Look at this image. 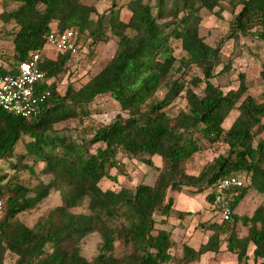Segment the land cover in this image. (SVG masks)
<instances>
[{
  "label": "trees",
  "instance_id": "1",
  "mask_svg": "<svg viewBox=\"0 0 264 264\" xmlns=\"http://www.w3.org/2000/svg\"><path fill=\"white\" fill-rule=\"evenodd\" d=\"M15 1L17 7L0 12V21L15 26L11 62L15 67L39 51V67L46 81H54L36 88L37 93L50 91L37 116L25 118L0 109V161L14 170L0 174V264L8 252L16 256L13 264H166L174 259L171 249L176 242L169 230L157 225L173 213L175 200L170 193L184 188L195 193L208 190L207 200L213 202L218 182L239 173L246 174L247 185L232 191L230 219L203 222L202 227L211 231L208 239L198 248L184 244L177 260L189 264L206 253L227 251L238 264H264V204L251 216L234 213L249 189L264 194V92L261 101L250 94L243 73L238 87L226 92L213 82L227 40L252 34L264 42V0H228L233 17L216 46L200 35L199 24L203 11L220 15L224 0H155L153 5L145 0L119 5L112 0L102 13L82 0ZM124 7L131 13L127 21L121 18ZM53 24L76 31L78 54L82 36L93 44L117 38L115 54L104 67L79 88L69 83L64 93L58 82L63 77L68 80L74 56L46 52ZM176 40L185 52L180 58L175 55ZM193 65L202 76L188 75ZM8 72L0 64V75ZM197 87H203L202 95ZM102 95L116 100L127 117L117 115L81 143L55 129L56 124L89 116L88 107ZM180 96L186 108L172 116L167 109ZM233 110L238 115L226 130L223 124ZM220 141L227 146L225 154L198 175L187 173L185 163L202 151L204 142ZM19 142L24 152L17 153ZM94 144L98 146L91 152ZM120 153L158 169L154 183L102 189L104 178L117 181L111 170L120 163ZM154 156L161 158L163 168L156 166ZM39 162L41 173L50 180L25 186L17 173L26 168L34 173ZM52 189L61 192V203L28 226L19 215L37 208ZM188 214L179 212V217ZM239 222L247 227L243 236ZM93 233L100 236L101 244L99 253L88 260L81 253V242ZM116 245L123 248L122 254H117Z\"/></svg>",
  "mask_w": 264,
  "mask_h": 264
},
{
  "label": "rangeland",
  "instance_id": "2",
  "mask_svg": "<svg viewBox=\"0 0 264 264\" xmlns=\"http://www.w3.org/2000/svg\"><path fill=\"white\" fill-rule=\"evenodd\" d=\"M86 4H95L99 13L106 11L112 3V0H82ZM119 5L127 3L129 0H115ZM153 5L155 0H145ZM18 3L15 0H0V12L10 11L17 7ZM222 5L225 7L223 12L218 15L215 11H203L201 22L199 24V33L204 37L205 41L211 46H216L218 42L226 35L229 29V22L233 17L232 7L228 0H224ZM240 6L236 9L239 11ZM215 10H218L216 8ZM131 13L125 7L121 10V18L127 21ZM55 27L56 25L53 24ZM15 30L13 23H3L0 21V53L3 56L0 59V64L7 70L14 67L13 56V36L12 32ZM81 51L75 55L73 61L70 63V75L68 80L63 77L59 80V90L64 93L66 87L71 83L74 87L79 88L91 76L99 72L104 65L113 57L117 49V38L110 36L105 42H97L93 44L91 39H86L82 36ZM175 47V55L180 58L185 55L181 48L180 41H173ZM46 52L54 56L56 48L48 44ZM221 63L215 69V76L213 82L218 85L224 92L229 89L236 88L239 85V74L243 73L246 77V82L249 87V93L252 94L258 101L262 100L264 92V42L256 38L254 35H243L238 40H227L222 47ZM189 76H202V71L199 67L193 65L187 70ZM195 91L202 95L203 87L195 88ZM163 93L159 92L158 97H162ZM186 108V100L184 96H180L167 109V112L175 116L179 110ZM91 114L79 121L78 119H71L55 125V129L65 135H70L78 142L90 140L94 134V130L101 126L108 124L115 120L117 115L121 114L123 118L127 117L125 112H122L116 100L109 95H102L95 99V101L88 107ZM238 111L233 110L230 117L223 124L227 130L237 117ZM264 137V134L262 135ZM24 139V138H23ZM22 139V140H23ZM24 140H29L25 137ZM98 144L90 147L91 152L95 151ZM227 146L223 142H217L209 145L204 142L202 151L196 153L191 159L185 163L187 173L198 175L214 158L220 154H225ZM23 142H19L17 146V153L24 152ZM120 163L117 168L111 170L112 175H117V181H112L104 178L100 182L102 189L119 190L121 187L135 188L139 183L153 184L158 169L150 167L149 165L130 158L123 154H118ZM157 167L163 168L164 164L159 156L153 157ZM12 162H15L12 161ZM28 166L32 164L30 160H25ZM43 163L39 162L34 166V173H31L27 168L20 169L18 174L19 180L25 186L33 188L39 182H48L50 177L41 173ZM6 172L14 173V170L4 161H0V174ZM209 191L202 193L192 192V189L184 188L180 192H171L170 195L175 200L174 210L165 223L158 224L157 228H165L172 234L175 246L171 249L174 259L166 264H185L177 260L182 255V247L184 244H190L197 247L202 241V234L206 233V229L202 227L203 222H221L220 214L212 207V202L207 200ZM61 203V192L52 189L47 198L41 204L32 210L24 212L19 215V218L32 227L41 217L48 216L54 207ZM261 204H264V194H260L253 189H249L246 196L235 208L234 213L239 215L251 216L254 210ZM82 210L78 208L77 211ZM179 212H191L183 218L179 217ZM2 212L0 211V215ZM160 220L162 217L157 215ZM238 232L241 236L247 234V227L241 222L237 225ZM202 233V234H201ZM101 244V238L98 234L93 233L88 235L81 242V253L88 260H92L98 253ZM117 254L123 253V248L116 245ZM253 251V245H250L249 254ZM16 256L7 253L4 264H13ZM264 260V259H263ZM250 261H252L250 259ZM189 264H238L237 258L234 254L227 251H221L217 254L206 253L200 260Z\"/></svg>",
  "mask_w": 264,
  "mask_h": 264
},
{
  "label": "built area",
  "instance_id": "3",
  "mask_svg": "<svg viewBox=\"0 0 264 264\" xmlns=\"http://www.w3.org/2000/svg\"><path fill=\"white\" fill-rule=\"evenodd\" d=\"M48 44L53 45L60 53L70 52L75 56L79 52L78 36L73 28L61 30L54 27L47 34ZM40 57V52L34 51L27 59L9 69L8 73L0 75V109L25 118L39 114L42 99L50 96V91L37 93L36 88L43 83L54 81H46V73L39 67ZM246 185L245 173L225 176L218 182L211 205L219 212L221 220L230 219L232 191Z\"/></svg>",
  "mask_w": 264,
  "mask_h": 264
},
{
  "label": "crops",
  "instance_id": "4",
  "mask_svg": "<svg viewBox=\"0 0 264 264\" xmlns=\"http://www.w3.org/2000/svg\"><path fill=\"white\" fill-rule=\"evenodd\" d=\"M220 220H221V219H220ZM201 234H202V233H201ZM210 234H211V231H209V230H207L206 233L202 234V241L199 243V245H200L201 243H204V242L208 239V237H209ZM189 245H190V244H189ZM199 245H198L197 247H194V246H192V245H190V246H192V247H194V248H198Z\"/></svg>",
  "mask_w": 264,
  "mask_h": 264
}]
</instances>
